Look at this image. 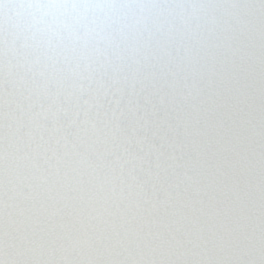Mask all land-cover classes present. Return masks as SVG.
I'll use <instances>...</instances> for the list:
<instances>
[{
  "label": "snow or ice",
  "instance_id": "6c2138e0",
  "mask_svg": "<svg viewBox=\"0 0 264 264\" xmlns=\"http://www.w3.org/2000/svg\"><path fill=\"white\" fill-rule=\"evenodd\" d=\"M0 264H264V0H0Z\"/></svg>",
  "mask_w": 264,
  "mask_h": 264
}]
</instances>
